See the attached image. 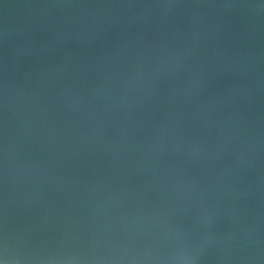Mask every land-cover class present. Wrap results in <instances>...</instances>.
<instances>
[{
    "label": "water",
    "instance_id": "obj_1",
    "mask_svg": "<svg viewBox=\"0 0 264 264\" xmlns=\"http://www.w3.org/2000/svg\"><path fill=\"white\" fill-rule=\"evenodd\" d=\"M5 245L264 264V0H0Z\"/></svg>",
    "mask_w": 264,
    "mask_h": 264
},
{
    "label": "clouds",
    "instance_id": "obj_2",
    "mask_svg": "<svg viewBox=\"0 0 264 264\" xmlns=\"http://www.w3.org/2000/svg\"><path fill=\"white\" fill-rule=\"evenodd\" d=\"M0 264H21V262L13 256L9 247L5 245L0 248Z\"/></svg>",
    "mask_w": 264,
    "mask_h": 264
}]
</instances>
